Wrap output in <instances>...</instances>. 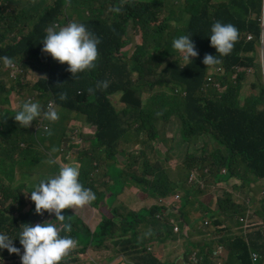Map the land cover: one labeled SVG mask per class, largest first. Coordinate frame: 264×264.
Returning a JSON list of instances; mask_svg holds the SVG:
<instances>
[{"label":"trees","instance_id":"16d2710c","mask_svg":"<svg viewBox=\"0 0 264 264\" xmlns=\"http://www.w3.org/2000/svg\"><path fill=\"white\" fill-rule=\"evenodd\" d=\"M1 1L4 6L0 7V57H10L23 70L28 67L43 70L51 63L45 59L52 57L41 50L42 38L48 28L58 29L70 22L83 23L88 30L96 33L101 30L106 36H112L113 29H121L125 22L134 20L137 16L147 18L148 22L164 18L160 24L171 29L173 23L170 21L185 22L182 14L188 13L187 27L178 28L176 24L173 31L175 36L191 33L201 39L206 38L213 19L229 22L238 28L242 42L234 57L223 58L222 63L216 66L207 67L202 63L204 55H199L182 68L170 45H166L156 35H149L143 42L145 47L151 43L154 45L155 55L145 52L137 54L132 58L134 64L130 63V69L118 61L112 51L104 50L103 58L95 61L96 67L79 73L76 78L67 71L66 62L63 64L66 73L60 66L52 63L59 67L55 69L63 77L65 84L60 88L52 81L48 83L59 98L62 94L66 96L65 99H60L62 106L77 109L95 126L93 135L88 137V140H94L92 157L112 158L109 173L117 180L116 195L125 186V182L136 180L142 173V176H152L149 188L152 193L166 195L173 189L174 193L183 192L182 204L175 208L181 213V219L191 218L193 210L200 213V219L208 216L212 221L217 220L222 213H240L230 199L217 202L215 211L199 202L203 192L188 184L191 177L189 168L203 170L207 167H226L231 175L248 184L249 176L264 178V70L261 62L245 58L247 53L254 51V43L249 41L260 38L262 0H183L177 19L164 6L166 0H137L136 5L129 0H34L28 4L20 0L15 5L19 9L12 5L11 0ZM176 2L177 0L172 3ZM134 8H139V11H133ZM125 12L130 13L129 16L120 17ZM74 15L78 17L77 20H69L74 19ZM253 16L256 17L255 20L252 19ZM9 17L12 23L10 27H6L4 21ZM210 54L217 55L219 59L216 49ZM145 68L148 71H161L163 77L149 84L150 90H154L156 86L162 87L160 92L143 93L141 105L135 107L132 113L117 109L111 97L127 95L137 84L133 73L142 72ZM103 81L108 82V87L98 88L97 84ZM42 85H45L44 82ZM217 86L226 89V92L218 93ZM244 95L245 99L242 98ZM176 117L179 123L177 127L182 129L185 139L208 140L213 149L209 158H189L188 149L200 151L204 155L206 151L195 142H190L187 147L177 143L172 138L178 132L172 128L171 136L160 132L158 121H162L166 128L174 125ZM65 137V129L54 126L51 148H59ZM122 144H133L131 151L134 146L141 147V151L131 152L121 147ZM16 150L15 142L0 146V185L13 179L15 166L21 162L14 158ZM125 150H128L124 155L128 163L126 160L118 161V153ZM149 152L154 154V160L149 157ZM205 163L207 164L204 165ZM120 164L130 168L126 175ZM92 166L91 158L83 166L82 178L99 198L104 197V192H100V187L90 177ZM166 171L176 172L178 180L170 182ZM103 184L110 187L109 184L100 182V185ZM4 189L6 196L11 197L13 188L9 186ZM199 203L200 209L197 208ZM262 208L264 209V200ZM103 210L108 212V216L102 214V220L92 238L97 248L122 249L129 233L134 238H139L138 227L146 221L154 223V231L147 229L146 232L150 241H164L172 228L167 217L171 210L164 211L160 206L138 211L133 207L127 217L118 222L113 220L117 212L107 207H103ZM158 215L162 219L157 218ZM15 222L6 206L0 208V232L17 235L19 230ZM249 240L250 247L241 238L229 243L232 259L241 264H251L252 250L262 256L261 264L264 260V232L261 230L252 234ZM13 243L16 247L21 246L18 237L14 238ZM6 253L7 249L0 252V255ZM136 255L137 264H161L151 254L141 251L132 252L130 257ZM68 261L64 264H68Z\"/></svg>","mask_w":264,"mask_h":264},{"label":"clouds","instance_id":"9594fccd","mask_svg":"<svg viewBox=\"0 0 264 264\" xmlns=\"http://www.w3.org/2000/svg\"><path fill=\"white\" fill-rule=\"evenodd\" d=\"M3 6L4 4L0 0V7ZM164 6L167 11H170V8L167 7V2H164ZM252 19L255 20L256 17L253 16ZM163 20L164 18H161L156 22L161 23ZM170 22L177 24L176 20ZM259 23L260 38L249 41V43H254V51L247 53L245 58H250L258 63L257 44L261 45L263 53L260 57V62L264 70V0H262ZM186 24H183V26H186ZM42 41V52L49 54L52 58L45 59L51 63L43 70L34 69L43 76L32 88L36 95L28 98L21 106L12 108L14 112H11L9 109L11 104L9 100L10 91L0 87V146L11 145L15 142L17 150L13 155L16 160H21L15 166L13 179L0 185L1 197L5 201L20 198L22 204L20 211H14L13 204L9 203L6 205L10 215L15 219V224L19 231L15 236L0 232V252L7 249L9 253L20 255V264H60L63 259L66 262L70 251L76 247V244L80 242L86 244L90 238L88 232L72 231V223L67 221L68 211L70 208L75 210L77 207H83L96 200V194L88 188L82 178L83 166L91 158L82 163L78 158H70L69 154L63 162L56 165L54 173L47 178L40 179L32 187L26 200L18 195L20 186L15 185L17 169L27 166L30 170H33L39 165L41 159L35 153L32 145L39 144L46 139L51 140L55 121L60 116L65 115V111H71L70 108L61 104L60 99L63 100L66 96L62 94L59 98L48 83V81H52L60 88L65 84L63 77L55 68L60 66L66 73L63 66L66 62L67 71L76 78L79 73L95 68V61L100 59L98 33L94 30H88L83 23L70 22L68 25L58 29L50 27L47 29ZM241 42L242 39L239 37L238 28L229 22L213 19L206 38L201 39L191 33L179 35L173 39L172 48L180 54L184 61H191L190 58L193 57L192 60H195L199 55H204L202 63L207 67H212L220 62L222 63L223 58H233ZM213 49H216L219 59L217 55L210 54ZM52 63L58 66H54ZM0 67H5V70L9 72V77L14 80H18L23 74V69L7 56L0 57ZM43 82L45 85H42ZM97 87L106 89L108 82H99ZM89 91H92V89H89ZM62 108H64V111ZM79 114L84 116L85 121L93 126L87 120L85 114L81 112ZM171 128L178 132L172 139L176 142L178 141L177 143L180 145L187 147L190 142H195L206 151L204 155L200 151L188 149L189 158L190 156H194L196 159L209 158L213 149L209 146L207 139L198 141L185 139L182 135V129H178L176 125H171ZM211 140L215 143L212 138ZM89 141V149L93 152L94 140ZM22 142L26 143L27 146L23 147ZM132 145L128 147L126 145L124 148L131 151L130 147ZM84 152L87 153L86 151ZM122 160H126V163L129 162L126 156L118 153V161ZM49 163L52 164L55 161L49 160ZM189 169L191 177L188 184L198 187L203 192V195L210 194L211 198L216 201L213 205L206 204L211 210L215 211L217 209V202L230 199L232 205L239 209L240 213H222L217 220L212 221L208 216L200 219V213L193 210L191 218L181 219L180 217L177 220H173L170 217L171 213L178 212L181 215L175 208L182 204V200L175 203L172 199L176 196L182 198L183 193H174L173 189L168 194L161 195L152 193L149 190L144 196V198L148 199L146 204H151V207L160 206V209L164 211L171 210L167 213L169 223L172 226L168 236L164 241L158 239L148 240L147 229L153 232L154 223L153 221H146L138 227V239L129 235L122 249L120 247L112 249L114 257L124 263L137 264V255L130 257V254L134 251H141V253L151 254L161 264H241L236 259H232L229 243L241 238L250 247L249 237L258 231H264V224L255 227L257 224L255 223V214L251 207V199L247 197L240 201L239 195L233 196V191L228 185L236 184L238 177L231 175L226 167H219L218 169L207 167L203 170ZM166 172L170 182L175 183L178 180L176 172ZM24 176L25 178L29 177L26 174ZM150 177L152 178L151 175ZM248 179L249 184L242 180V186L249 187L264 180V178H256L254 176H249ZM190 180H193V183H190ZM129 182H125V186ZM9 186L13 188L11 197H7L4 191V188ZM168 203L173 204L168 207ZM25 205H27V208H24ZM135 208L141 210L148 207ZM101 218L95 223V229L102 220ZM157 218L162 219L160 215ZM216 222L219 223L216 224ZM67 233H70L72 237L67 235ZM15 237L19 238V244L22 249L14 245L13 240ZM85 237H88V239H85ZM6 254L0 256H5ZM251 257H253L251 264H259L262 260V256L256 251H250ZM0 264H6L3 263L2 257H0ZM92 264H94V261ZM261 264H264V260Z\"/></svg>","mask_w":264,"mask_h":264},{"label":"rangeland","instance_id":"374dc122","mask_svg":"<svg viewBox=\"0 0 264 264\" xmlns=\"http://www.w3.org/2000/svg\"><path fill=\"white\" fill-rule=\"evenodd\" d=\"M23 3L28 4L34 0H21ZM132 1L135 5L138 3L137 0H129ZM153 1V0H147ZM163 1V0H159ZM168 3V7L172 15L177 19L179 17V11L181 5H183V0H177L175 4V0H166ZM12 5L19 9V7L15 6L20 0H11ZM27 6V5H26ZM25 6V7H26ZM22 7V8H25ZM21 9V8H20ZM133 11H139V8L132 9ZM130 10V11H132ZM130 13H123L120 17H128ZM184 16L185 22L177 21L178 28H186L187 26H183V24L188 23L187 20L188 13L182 14ZM9 17L4 21L6 27H10L12 20ZM78 17L74 15V19L69 20H77ZM68 20V21H69ZM82 20V19H81ZM113 23V22H110ZM176 28V24H173L172 28L165 27L161 25L159 22H148L147 18L142 16H137L134 20H129L125 22L121 29H113L114 34L112 36H106L101 30H98V38L100 43L98 44V51L100 53V58L104 56V50H110L113 52L114 56L121 61L123 64L127 65V68L130 69V63L134 64L132 58H134L137 54L141 52L152 53L155 55L154 45L148 44L145 47L143 42L144 38L149 35H156L160 37L166 45H170L172 51L177 55V59H179V64L182 68L186 67L189 61L182 60L179 53L175 52L172 48V41L176 38L173 31ZM108 32V30H106ZM258 51V62H260V57L263 53V49L261 45L257 44ZM194 58V57H193ZM193 58H190L191 60ZM144 75L141 76L140 74ZM43 77L42 74L31 67L23 70V74L19 77L18 80L11 79L9 77V72L5 70V67H0V87H3L5 90L10 91L9 100L11 104L9 109L11 112H14L12 108H17L22 105L28 98L36 95V92L33 91V86L38 82V80ZM163 76L160 70L157 71H148L146 68L140 72L136 71L133 73V79L136 81V85L132 90L129 91L127 95H116L111 97V101L113 105L117 109L125 110L127 113H132L135 107H139L141 105V99L143 93L150 94L152 92H160L162 87L156 86L154 90H150L149 84L161 79ZM20 83V84H19ZM217 92L222 94L226 92V89L216 87ZM169 94L168 92H166ZM243 99L246 98L244 95ZM64 111V108H62ZM66 114L59 117L57 121H55L54 126L61 127L65 129L66 137L64 138V142L60 143L59 148H51V140L46 139L39 144H33L32 148L35 150L37 156L41 159L39 161V165L30 170L27 166L22 168H18L16 172V181L15 185L20 186V190L18 192L19 196L27 198L28 192L32 189V187L43 178H47L56 170V165L63 162L66 159V156L69 154L72 159H79L82 163L86 162L89 158L93 159V166L90 170V177L94 182L100 187V192H104V197H98L96 194V200L91 202L88 205L83 207H77L74 209L70 208L68 211V220L72 223V231L73 232H88L90 234V238L88 242L76 244V247L70 251V255L68 257V264H92L96 259L97 254L99 252L96 244L92 242V238L94 236L95 231V223L102 217L103 215L108 216L103 207H107L109 210L117 212V215L114 217V222H118L127 217L128 213L133 209V206L136 205L138 208L142 207H151V204H144L141 202L146 193L149 192L150 188V175L142 176V173L138 175V178L132 182H129L128 185L122 186L120 192L117 194V186H116V177H112L109 173L110 164L113 162L112 158L108 159H100L92 157L93 152L90 148V141L88 137L93 135L95 131V126L88 124L84 116L79 114L77 109L71 108V111H65ZM173 121V120H172ZM170 121V122H172ZM174 125H178L177 117ZM157 127L161 133H164L168 136H171V125H168L166 128L163 126L162 121H158ZM82 140V141H81ZM23 143V147H26L27 144ZM129 145H127L128 147ZM152 145H150L151 147ZM121 147H126V145L122 144ZM141 151V147L137 148L134 146L132 151ZM86 151L87 153H85ZM131 151V152H132ZM128 150H125L121 153V155H126ZM149 157L154 160L155 156L152 152H149ZM158 157L156 156V159ZM49 160H54L55 163L50 164ZM120 166L125 170V173L129 171V167H126L122 164ZM28 175L29 177L25 178L24 175ZM164 181H166L164 179ZM101 183L109 184L110 187H106V185H100ZM228 187L233 191V196H240V201L249 197L251 199V207L255 214V223L257 224L255 227L263 225L264 221V209L262 208V200H264V180H261V183H255L251 186H242L241 182H237L234 185H228ZM211 190V189H208ZM179 193H183L182 191H177ZM2 191L0 190V208H4L7 204H13L14 211H20L22 208L21 199H13L11 201H5L2 197ZM173 202L178 203L182 200L181 197H173ZM199 202H203L205 204H214L216 201L211 198L210 194L201 195ZM173 203H168L167 206H172ZM27 208V205L24 208ZM197 208L200 209V203L197 205ZM136 211H138L136 209ZM170 217L173 220H177L180 218L178 212L171 213ZM102 219V218H101ZM145 236V233L143 231ZM67 235L71 236L70 233ZM130 235V233H129ZM72 237V236H71ZM146 237V236H145ZM148 245V244H147ZM18 248L22 249V246ZM22 254V253H21ZM2 257L3 263L6 264H20V255L15 253H9ZM74 258V259H73ZM253 257L250 258L252 260ZM71 260V261H70ZM64 259L60 262V264H64Z\"/></svg>","mask_w":264,"mask_h":264},{"label":"crops","instance_id":"0c3cea01","mask_svg":"<svg viewBox=\"0 0 264 264\" xmlns=\"http://www.w3.org/2000/svg\"><path fill=\"white\" fill-rule=\"evenodd\" d=\"M237 182H242V179L237 178ZM227 182V180H226ZM144 204L148 202L147 198H144L141 200ZM133 207H138L134 205ZM264 232V231H263ZM79 235V233H77ZM99 252L97 254L96 259L94 260V264H128L120 261L117 257H114V254L112 253V250H106L103 248H98Z\"/></svg>","mask_w":264,"mask_h":264}]
</instances>
